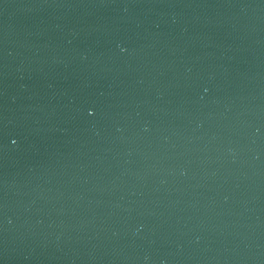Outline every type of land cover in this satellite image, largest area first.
<instances>
[{"label":"water","instance_id":"water-1","mask_svg":"<svg viewBox=\"0 0 264 264\" xmlns=\"http://www.w3.org/2000/svg\"><path fill=\"white\" fill-rule=\"evenodd\" d=\"M0 264H264V0H0Z\"/></svg>","mask_w":264,"mask_h":264}]
</instances>
